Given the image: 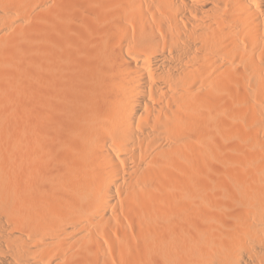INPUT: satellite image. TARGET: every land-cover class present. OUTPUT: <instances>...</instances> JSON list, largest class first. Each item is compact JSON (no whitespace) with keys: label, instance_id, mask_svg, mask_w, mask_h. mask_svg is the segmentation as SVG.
<instances>
[{"label":"bare ground","instance_id":"bare-ground-1","mask_svg":"<svg viewBox=\"0 0 264 264\" xmlns=\"http://www.w3.org/2000/svg\"><path fill=\"white\" fill-rule=\"evenodd\" d=\"M0 264H264V0H0Z\"/></svg>","mask_w":264,"mask_h":264},{"label":"rangeland","instance_id":"rangeland-1","mask_svg":"<svg viewBox=\"0 0 264 264\" xmlns=\"http://www.w3.org/2000/svg\"><path fill=\"white\" fill-rule=\"evenodd\" d=\"M79 2L82 3V5H84V4H87V2H89V0H87V1H85V0H79Z\"/></svg>","mask_w":264,"mask_h":264}]
</instances>
